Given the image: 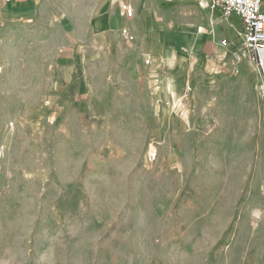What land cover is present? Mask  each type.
<instances>
[{
    "label": "rangeland",
    "instance_id": "obj_1",
    "mask_svg": "<svg viewBox=\"0 0 264 264\" xmlns=\"http://www.w3.org/2000/svg\"><path fill=\"white\" fill-rule=\"evenodd\" d=\"M102 2L0 1V264H264L258 66L215 74L183 44L174 67L165 45L151 82L98 38ZM242 28L219 44L243 51Z\"/></svg>",
    "mask_w": 264,
    "mask_h": 264
},
{
    "label": "crops",
    "instance_id": "obj_2",
    "mask_svg": "<svg viewBox=\"0 0 264 264\" xmlns=\"http://www.w3.org/2000/svg\"><path fill=\"white\" fill-rule=\"evenodd\" d=\"M0 1L6 9L15 11L19 15H32L34 11L40 9H56L62 0ZM197 1L200 3L201 0ZM102 3L105 6L104 13L95 20V33L98 34V38L102 37V33L107 35V31L114 33L117 38L123 37L130 59L129 63L133 68L134 66L143 67L146 61L150 60L151 65L145 68L148 69V78H154L151 82H160L165 79V67L161 62L165 58L161 53L165 45L168 49L167 56L175 59L171 60L174 67H178L179 64L184 65L182 49L185 44L190 48L191 57L199 55L200 52L206 55L213 54V61H209V65L211 64L215 74L226 71L223 61L219 58L221 53L228 50L219 44L220 39L226 38V35L222 37L219 29L225 26L230 33L229 26H239L238 21L223 20L219 12L212 13L201 6L210 12V16L207 22H204L205 25L200 24L202 26L199 27L195 16L191 14L194 0H103ZM98 5L101 6V3ZM123 5L133 7L134 14L131 18L125 16ZM110 9L112 12L108 14ZM125 30L129 36L124 33ZM233 34H235L234 31H232ZM118 52L121 50L118 49ZM157 67L161 69L157 71ZM227 67V71L231 73L230 66L227 65Z\"/></svg>",
    "mask_w": 264,
    "mask_h": 264
},
{
    "label": "built area",
    "instance_id": "obj_3",
    "mask_svg": "<svg viewBox=\"0 0 264 264\" xmlns=\"http://www.w3.org/2000/svg\"><path fill=\"white\" fill-rule=\"evenodd\" d=\"M200 4L212 13L219 12L223 20L242 23L243 31H240L239 35L242 38L244 50H240V52L225 50L219 55V58L224 62V65L225 61L230 59V69L234 74L240 73L241 65L245 61L258 66L260 80L256 88L261 100V117L264 121V0H201ZM123 11L129 18L134 14L133 7L129 5H123ZM124 33L129 36L126 30ZM224 44L223 42L222 46ZM149 62L150 60L146 61L147 64ZM2 150L3 148L0 151Z\"/></svg>",
    "mask_w": 264,
    "mask_h": 264
},
{
    "label": "bare ground",
    "instance_id": "obj_4",
    "mask_svg": "<svg viewBox=\"0 0 264 264\" xmlns=\"http://www.w3.org/2000/svg\"><path fill=\"white\" fill-rule=\"evenodd\" d=\"M198 34V33H197ZM199 40V39H198ZM176 47V46H175Z\"/></svg>",
    "mask_w": 264,
    "mask_h": 264
}]
</instances>
